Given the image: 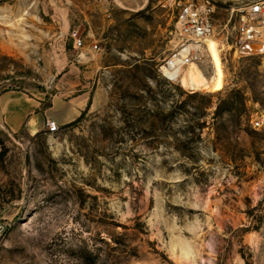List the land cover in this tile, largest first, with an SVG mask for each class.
Listing matches in <instances>:
<instances>
[{"label":"rangeland","instance_id":"374dc122","mask_svg":"<svg viewBox=\"0 0 264 264\" xmlns=\"http://www.w3.org/2000/svg\"><path fill=\"white\" fill-rule=\"evenodd\" d=\"M162 1L0 0V93L91 97L55 134L0 127V264H264V59L231 48L251 0H214L219 93L161 75Z\"/></svg>","mask_w":264,"mask_h":264},{"label":"built area","instance_id":"2783aa9c","mask_svg":"<svg viewBox=\"0 0 264 264\" xmlns=\"http://www.w3.org/2000/svg\"><path fill=\"white\" fill-rule=\"evenodd\" d=\"M162 7L173 9L172 28L169 33L173 45L170 57L160 68L161 75L169 82H178L181 80V70L188 62L200 56L206 57V53L210 51L209 43L218 52L219 61L226 74L225 46L228 44L226 39L213 34L214 0H163ZM235 11L237 19L233 27L231 48L239 57L264 59V0H251ZM80 45V42L76 44L78 47ZM93 49H97L96 45ZM224 81L226 82V77ZM45 128L47 133L55 134L59 126L52 119H47Z\"/></svg>","mask_w":264,"mask_h":264},{"label":"crops","instance_id":"0c3cea01","mask_svg":"<svg viewBox=\"0 0 264 264\" xmlns=\"http://www.w3.org/2000/svg\"><path fill=\"white\" fill-rule=\"evenodd\" d=\"M66 80V76L57 77L52 94L46 90L0 93V127L10 134L24 131L33 137L43 129L49 114L57 124L58 121L62 125L74 122L87 108L91 97L86 91L71 95L72 89Z\"/></svg>","mask_w":264,"mask_h":264},{"label":"bare ground","instance_id":"6f19581e","mask_svg":"<svg viewBox=\"0 0 264 264\" xmlns=\"http://www.w3.org/2000/svg\"><path fill=\"white\" fill-rule=\"evenodd\" d=\"M209 52L206 57L209 60L211 73L206 77L197 62L190 61L183 68L180 82L190 89H206L210 93H215L224 87V77L226 74L218 58V52L214 49V45H208ZM170 65V62L168 63ZM164 68V67H163Z\"/></svg>","mask_w":264,"mask_h":264}]
</instances>
